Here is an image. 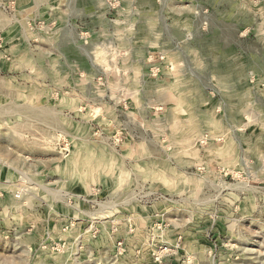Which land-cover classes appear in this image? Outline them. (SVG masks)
I'll return each mask as SVG.
<instances>
[{
  "label": "rangeland",
  "instance_id": "374dc122",
  "mask_svg": "<svg viewBox=\"0 0 264 264\" xmlns=\"http://www.w3.org/2000/svg\"><path fill=\"white\" fill-rule=\"evenodd\" d=\"M0 264H264V0H0Z\"/></svg>",
  "mask_w": 264,
  "mask_h": 264
},
{
  "label": "bare ground",
  "instance_id": "6f19581e",
  "mask_svg": "<svg viewBox=\"0 0 264 264\" xmlns=\"http://www.w3.org/2000/svg\"><path fill=\"white\" fill-rule=\"evenodd\" d=\"M32 115H33V113H32ZM31 116V115H30ZM33 116H35V115H33ZM38 116V115H37ZM48 122V121H47Z\"/></svg>",
  "mask_w": 264,
  "mask_h": 264
}]
</instances>
